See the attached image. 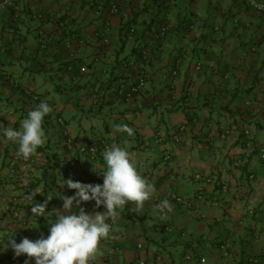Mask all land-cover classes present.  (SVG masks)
I'll return each instance as SVG.
<instances>
[{
  "label": "crops",
  "instance_id": "obj_1",
  "mask_svg": "<svg viewBox=\"0 0 264 264\" xmlns=\"http://www.w3.org/2000/svg\"><path fill=\"white\" fill-rule=\"evenodd\" d=\"M10 1L13 6L0 7L1 124L19 130L38 105L26 90L53 110L43 126L46 143L31 161L19 157L10 164L18 145L0 129V264L28 259L15 256L10 237L19 243L48 235L54 217L33 216L32 204L47 195H74L63 188L68 178L103 184L102 153L112 143L127 148L156 193L142 214L132 203L118 210L112 237L102 241L105 254L94 264L107 258L112 264H188L183 257L189 252L205 255V264H255L253 257L264 264V162L244 148L243 137L248 129L255 144L264 143V14L239 0H103L104 7L97 6L102 0ZM112 3L116 13L108 9ZM128 22L135 31L124 42L119 30ZM162 27L164 35L156 38ZM104 29L108 44L97 35ZM143 47L148 51L143 61L122 66L135 61ZM70 63L73 70L65 71ZM139 77L146 78V87L131 100L115 92L116 85ZM121 123L134 129L133 136L114 131ZM182 124L183 143L153 142L158 130L169 135ZM91 143L98 146L96 156H80L78 148ZM167 151L170 159L164 160ZM47 156L71 160L68 173L48 169L42 178ZM195 173L212 182H196ZM197 187L204 201L190 209L174 205L160 218L155 208L160 198L171 192L188 198ZM33 190L44 195L28 201ZM62 206L54 197L47 211ZM81 206L89 213L104 211L94 200ZM222 239L231 241L229 260L221 258ZM111 247L115 255L108 257Z\"/></svg>",
  "mask_w": 264,
  "mask_h": 264
},
{
  "label": "clouds",
  "instance_id": "obj_2",
  "mask_svg": "<svg viewBox=\"0 0 264 264\" xmlns=\"http://www.w3.org/2000/svg\"><path fill=\"white\" fill-rule=\"evenodd\" d=\"M52 110L47 101H42L28 112L19 130L0 124L7 141L18 145V157L27 160L36 155L37 149L46 143L43 121ZM113 128L115 132L127 133L129 137L134 134V129L127 124L113 125ZM102 156L106 164V169L98 173L103 176L102 185L85 184L68 178L63 188L66 186L75 190L74 195H47L43 203L31 205L33 216H52L54 220L48 223L50 228L46 237L43 234L36 240L24 237L19 243L13 237L9 238L8 247L15 256L28 257L24 264H29L33 259L35 264H94L105 254L102 241L109 238L112 232V223L109 221H115L119 215L118 210L132 203L136 213L142 214L145 202L156 193L154 184L137 170V164L126 147L112 143L105 148ZM37 194L42 193L33 190L26 195V199L35 200ZM54 197L61 199L63 206L49 212V202ZM93 200L96 209L103 206L104 211L86 212L81 205ZM155 208L160 218L165 219L167 213L173 210V205L164 199Z\"/></svg>",
  "mask_w": 264,
  "mask_h": 264
},
{
  "label": "built area",
  "instance_id": "obj_3",
  "mask_svg": "<svg viewBox=\"0 0 264 264\" xmlns=\"http://www.w3.org/2000/svg\"><path fill=\"white\" fill-rule=\"evenodd\" d=\"M245 7L249 8L252 11H256L259 13L264 14V1H260V0H239ZM103 0L100 1V3L98 2V7H101V5L103 4ZM13 6L12 2L10 0H3L0 3V7H11ZM108 9L110 12L112 13H116L117 12V5L112 3L108 6ZM134 27H132L130 29V34L128 36L129 39H131L133 37L134 34ZM165 32V27L160 28L156 38H161L164 35ZM98 37L100 38L101 42L103 44H108L109 42V38L107 35L106 30L104 29L103 31H99L97 33ZM141 56L143 58H146L147 56V49L143 47V49H141L140 51ZM180 61L177 60V65H179ZM122 66L124 67H131V66H136L135 61L131 60V61H127L122 63ZM74 68V66H72L71 64L68 66L64 67L65 71H72ZM173 74H176V70L173 71ZM146 78L145 77H139L136 81L129 83V84H118L115 87V92L124 100L128 101L131 100L132 98H134L136 95H138L140 93V91L142 89H144L146 87ZM26 94H29V96L31 97L32 101H37L38 99L42 101L41 97H39L36 94L31 93L29 90L25 91ZM0 124H1V117H0ZM187 132V126L182 124L179 125L175 131H173L172 133H170L169 135L163 133L162 131L158 130L157 132H155V134L152 136L153 142L156 144H164L167 142H171L174 145H179L181 143H183L185 134ZM243 137L245 140V145L246 148L249 150H253L259 159V162H264V143H260V144H255L252 141V137H251V133L248 129H244L243 130ZM67 148L68 149H72L73 148V144L70 140H67ZM78 151L80 154L88 156V157H95L98 151V146L95 143H91L89 145L86 146H80L78 148ZM252 151V152H253ZM19 157L18 156H14L12 161L10 162L11 165H13L15 163L16 160H18ZM170 159V152H166L164 155V160H169ZM237 163H240L239 161H237ZM194 179L196 182H200L202 181L203 183H211L212 182V178L208 177V176H204L202 177L200 175V173H195L194 174ZM254 179V175L250 174L249 176H247V180L251 181ZM221 188L223 190L228 189V186L226 184L222 185ZM164 199H167L171 202V204L174 205H183L185 208H191L193 207L195 202H202L205 200V194H204V190L200 187H197L194 191L192 196L185 198V197H181L175 193H168L165 196H163L162 198L159 199L158 203ZM247 212L249 213V215H254V209L252 206L248 207ZM200 218H204L205 215L204 214H200L199 215ZM109 223H112V230L114 228L113 226V222L109 221ZM241 225L243 224V221L239 222ZM162 229L165 232H173L174 228L173 226H169V225H164L162 227ZM111 233L109 238H111ZM108 238V239H109ZM137 249H143V245L142 243H137L136 245ZM218 249L222 254V258H224L225 260H229L232 257V250H231V243L228 239H222L218 242ZM115 255V249L114 248H110L108 249V257ZM184 261L187 262L188 264H205L206 263V256L203 254H197L196 252H189V253H185L184 254ZM253 263L258 264L259 263V259L257 257H253L252 259H250ZM105 264H112L109 261H107Z\"/></svg>",
  "mask_w": 264,
  "mask_h": 264
},
{
  "label": "trees",
  "instance_id": "obj_4",
  "mask_svg": "<svg viewBox=\"0 0 264 264\" xmlns=\"http://www.w3.org/2000/svg\"><path fill=\"white\" fill-rule=\"evenodd\" d=\"M96 4V3H95ZM104 4V3H103ZM97 5H98V3H97ZM101 7H104V6H101ZM132 23H133V20H132ZM130 29H131V24H129V22L128 23H125V24H123V26L120 28V30H119V32H120V35H121V37H123V40H124V42L128 39V36H129V34H130ZM133 36H134V34H133ZM135 59V63L137 64V63H139V62H141V61H143V57L141 56V53H140V51L138 52V58L136 57V58H134ZM72 63V62H71ZM70 63V64H71ZM25 93V92H24ZM23 93V94H24ZM26 94V93H25ZM27 95V98L28 99H30L31 101H32V99H31V97L29 96V94H26ZM35 103H37V104H39L40 102H42L41 100H37V101H34ZM51 114V113H50ZM50 114H48V115H46L45 117H44V121H43V126L44 125H46L47 123H48V121H49V118H50ZM56 117H58V115L56 116ZM64 138H65V141L64 142H66V140H67V137L66 136H63ZM244 143H245V140H244ZM66 144H67V142H66ZM65 144V146L67 147V145ZM73 144V143H72ZM244 148H246V145L244 144ZM42 149L39 147L38 149H37V152H40ZM67 150H69L68 148H67ZM78 151V150H77ZM79 152V151H78ZM254 152V151H253ZM80 156H85V155H82V154H79ZM87 157V156H86ZM32 158H33V156L32 157H30L29 159H27L28 161H31L32 160ZM71 164H72V161L71 160H68L67 162H64V161H60L59 162V160H57V159H49L48 158V156H47V162H46V164H45V166L42 168V173H41V176H42V178L43 177H45L46 176V171L48 170V169H50V171H52V172H54V170H57L58 171V173L59 174H61V175H63V176H65L67 173H68V171L70 170V168H71ZM102 177V176H101ZM52 180H54V179H52ZM32 186H34L33 184H31V187ZM27 189H24V191H26Z\"/></svg>",
  "mask_w": 264,
  "mask_h": 264
}]
</instances>
